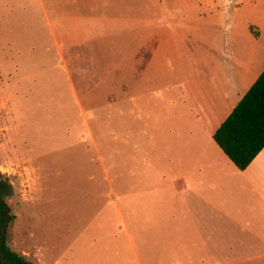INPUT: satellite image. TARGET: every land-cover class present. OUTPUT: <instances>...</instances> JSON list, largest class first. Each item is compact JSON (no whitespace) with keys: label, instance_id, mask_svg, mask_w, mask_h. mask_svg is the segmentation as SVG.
<instances>
[{"label":"rangeland","instance_id":"374dc122","mask_svg":"<svg viewBox=\"0 0 264 264\" xmlns=\"http://www.w3.org/2000/svg\"><path fill=\"white\" fill-rule=\"evenodd\" d=\"M242 1L135 0L151 3V31L165 35L146 42V58L165 60L168 71L189 66ZM66 5L0 0V176L15 216L11 243L34 264H125L127 212L165 208L151 197L165 191L176 210L161 177L178 179V132L199 124L183 84L114 95L126 58L81 43L83 26L63 24Z\"/></svg>","mask_w":264,"mask_h":264},{"label":"crops","instance_id":"0c3cea01","mask_svg":"<svg viewBox=\"0 0 264 264\" xmlns=\"http://www.w3.org/2000/svg\"><path fill=\"white\" fill-rule=\"evenodd\" d=\"M137 5L135 0H69L63 18V24L83 26L81 43L102 42L112 56L126 58L119 59L114 95L122 96L123 87L133 96L152 90V83L162 89L183 84L199 124L178 132V179L161 177L178 196L176 210L165 191L151 196L165 208L133 205L127 212L125 264H264V149L240 170L214 139L264 71V1L229 6L222 31L208 38L207 49L193 52L189 66L169 71L165 60L146 58V42L165 35L151 31V3Z\"/></svg>","mask_w":264,"mask_h":264},{"label":"trees","instance_id":"16d2710c","mask_svg":"<svg viewBox=\"0 0 264 264\" xmlns=\"http://www.w3.org/2000/svg\"><path fill=\"white\" fill-rule=\"evenodd\" d=\"M214 139L240 170L246 169L264 149V71L216 130ZM4 179L0 176V211L6 224L0 231V264H34L12 247L10 230L15 216L4 200Z\"/></svg>","mask_w":264,"mask_h":264}]
</instances>
